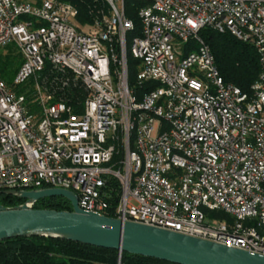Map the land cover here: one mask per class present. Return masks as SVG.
<instances>
[{
	"label": "built area",
	"instance_id": "2783aa9c",
	"mask_svg": "<svg viewBox=\"0 0 264 264\" xmlns=\"http://www.w3.org/2000/svg\"><path fill=\"white\" fill-rule=\"evenodd\" d=\"M142 1L127 42L124 0L91 26L65 1L0 0V48H16L13 83L32 79L38 106L0 77V190L64 189L87 212L264 255V0ZM204 27L255 46L249 92L225 83ZM127 54L136 85L149 83L140 99ZM48 68L72 73L84 98L45 90Z\"/></svg>",
	"mask_w": 264,
	"mask_h": 264
},
{
	"label": "trees",
	"instance_id": "16d2710c",
	"mask_svg": "<svg viewBox=\"0 0 264 264\" xmlns=\"http://www.w3.org/2000/svg\"><path fill=\"white\" fill-rule=\"evenodd\" d=\"M39 1V0H29ZM74 5L78 10L76 17L80 25L91 26L101 15L109 14L106 0H61ZM147 3L142 0H124V12L134 23V29L127 32V42L133 36L140 34V18L138 11ZM200 37L211 47L218 70L226 84H232L244 92L251 90L252 84L261 72L260 57L254 45L238 39L230 32H219L211 27H204L199 32ZM193 44V43H192ZM191 45V43H190ZM129 71V85L133 87L138 99L145 90L144 85H136V65L138 60L127 54ZM21 64V59L13 44L0 48V77L18 94H25L28 105L33 113L38 112L35 103L32 79L23 84H14L13 79ZM67 79L65 86L61 82ZM40 85L52 92L57 99H66L68 102L81 101L86 90L83 83L72 73L60 72L54 68L45 70L40 78ZM155 86L156 83H150ZM0 190V204L15 206L24 202V199L8 195ZM113 198V205H114ZM34 208L56 210H71L70 203L58 196L46 197L36 201ZM107 216L114 217V207L106 212ZM209 216L222 219L226 215L221 211H212ZM0 264H176L142 255L119 252L111 248H103L76 243L68 240L50 237H15L0 240Z\"/></svg>",
	"mask_w": 264,
	"mask_h": 264
},
{
	"label": "water",
	"instance_id": "95a60500",
	"mask_svg": "<svg viewBox=\"0 0 264 264\" xmlns=\"http://www.w3.org/2000/svg\"><path fill=\"white\" fill-rule=\"evenodd\" d=\"M24 199L15 206L0 204V240L50 237L111 248L176 264H264V255L180 232L123 221L79 208L72 191L58 188L4 190ZM66 199L71 210L34 208L46 197Z\"/></svg>",
	"mask_w": 264,
	"mask_h": 264
},
{
	"label": "rangeland",
	"instance_id": "374dc122",
	"mask_svg": "<svg viewBox=\"0 0 264 264\" xmlns=\"http://www.w3.org/2000/svg\"><path fill=\"white\" fill-rule=\"evenodd\" d=\"M17 51V50H16ZM208 216H209V214H208Z\"/></svg>",
	"mask_w": 264,
	"mask_h": 264
}]
</instances>
